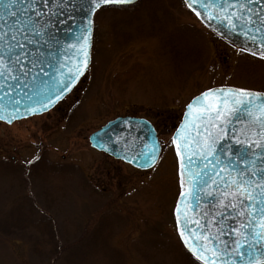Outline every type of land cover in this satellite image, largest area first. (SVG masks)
<instances>
[{
	"label": "rangeland",
	"instance_id": "rangeland-1",
	"mask_svg": "<svg viewBox=\"0 0 264 264\" xmlns=\"http://www.w3.org/2000/svg\"><path fill=\"white\" fill-rule=\"evenodd\" d=\"M217 86L264 91V58L214 34L181 0L98 10L90 65L74 89L41 115L0 122V202L11 201L0 204V227L10 225L0 229V264L52 263L54 239L35 221L40 211L20 204L25 192L57 225L54 247L64 251L56 264H198L175 231L170 136L189 100ZM125 115L158 131L161 154L148 170L88 143L92 131ZM17 219L36 243L17 233Z\"/></svg>",
	"mask_w": 264,
	"mask_h": 264
},
{
	"label": "snow or ice",
	"instance_id": "snow-or-ice-1",
	"mask_svg": "<svg viewBox=\"0 0 264 264\" xmlns=\"http://www.w3.org/2000/svg\"><path fill=\"white\" fill-rule=\"evenodd\" d=\"M20 2L23 4L24 0H20ZM51 2L54 6L57 4V0H51ZM88 2L89 7L86 12L95 13L97 10H102L105 5H130L135 0H88ZM13 3L15 0H9L4 8L10 9ZM42 3L48 12L52 11L51 8H48L49 0H42ZM183 3L197 18L201 16H206L208 20L215 18L213 15H207L211 9L208 4L203 3V0H183ZM253 3L264 7L262 0H246V3H235L233 0L231 4L225 0L224 5L220 8L225 13L223 19L232 28H236V21L245 22L241 15H237V10L252 12L248 5ZM37 4L38 0H29V3L21 11L25 14L30 11L34 13L35 17L40 18L42 12L37 11ZM197 4H200V7L204 9L203 12L197 10ZM229 9L232 11L230 16L227 15ZM16 14L12 11L7 12L9 16H16ZM253 16L259 20L261 25H264V15H261L260 12L247 16V24H255ZM60 23H64V21L61 20ZM91 23L92 21L89 19V26H86L81 37L77 38L78 56L82 58L75 61L66 77L60 74V79L56 81L55 92L43 96L35 102L40 110H46L69 92L87 68L88 47L92 32ZM28 31H32L38 36L41 34L32 26L30 20L27 24L21 22L20 27H17L10 36L8 32L0 35L4 49L3 52H0V77L3 78L0 80V85L7 89L3 93L4 96H8L13 88V84L8 81L20 80L23 83L22 77L29 74L31 69L26 68L25 62L31 67H40L36 58H30L32 54L26 45L32 44L33 41L25 35ZM256 33H260V28L256 29ZM243 35L248 37V31H245ZM18 36L21 39H18ZM250 39L257 42L260 49L258 52L253 51L252 54L264 58V39H258L255 34ZM72 46L70 45V47ZM36 52H39V49H36ZM64 67L65 65L61 64V68ZM17 68H19V73L14 74ZM40 71L43 75H47L43 71V67H40ZM20 86V83L15 85L16 88H20ZM24 87H28V85L24 84ZM15 103L18 104L19 100L17 99ZM186 108L184 121L171 141L176 146V155L181 161V191L175 209L177 231L185 246L198 260L202 261V264H224L223 257L229 254L243 259L240 249L244 245H247L249 249L256 245L264 247V95L243 88L207 89L200 96L194 97L192 102L186 105ZM3 110V106H0V119H7L8 122H11V119L16 118L14 115L5 118ZM34 110L29 109V111ZM15 111L18 112L19 108H16ZM241 111L248 118V128L243 130L233 128L232 135L229 137L228 125L232 121L238 120L237 114ZM228 139L240 146L241 151L236 154L238 161L245 163L247 159L252 165L246 171L222 164L220 156L216 155L217 146ZM158 150V148H154V152ZM154 152L148 153V158L137 166L146 168L155 165ZM122 159L127 163L133 162L126 157H122ZM185 159L186 163L183 162ZM213 159L215 160L214 165ZM229 159L231 158L229 157ZM28 163H32V161H28ZM196 167H200L201 171L194 173L192 169ZM209 170L215 173V177L208 175ZM201 173L207 179H202ZM217 180L219 185L223 186L222 189L218 187ZM214 191L218 192V196L215 197V204L212 207L229 210V215L226 216L223 211L219 210L212 214L200 212L199 205L203 197L196 193H203L204 196L211 197ZM189 198L196 201V207L192 210L207 219L203 222L201 219H189L187 211H185V224L191 226L188 228L189 235L186 237L185 231L180 230L181 217L179 213L181 200ZM217 216L220 218L219 220L216 219ZM228 221H232V224H228ZM213 228H216V234H213ZM229 235L232 236L231 241L221 239V237ZM256 251H260V248L257 247ZM248 264H264V261L254 260L249 261Z\"/></svg>",
	"mask_w": 264,
	"mask_h": 264
},
{
	"label": "water",
	"instance_id": "water-1",
	"mask_svg": "<svg viewBox=\"0 0 264 264\" xmlns=\"http://www.w3.org/2000/svg\"><path fill=\"white\" fill-rule=\"evenodd\" d=\"M136 1L137 0H135V2ZM8 2L9 0H0V35H2L4 32H8L10 36L17 27H20L21 22L27 24L31 20L32 26L35 27L36 31L40 32L41 34L38 36L32 31L26 32L25 35H27L28 38L33 41L32 44H28L26 46L29 52L32 54V57L30 58H36L37 63L40 64V67H43V71L47 73V75L45 76L43 75V73H41L40 67H31V65L25 62L26 68H30L31 70L26 77H22L23 83H21L20 80L14 82L8 81L9 83L13 84L12 91L8 96L3 95V93H5L7 89L3 85H0V106H3V115L5 118L13 115L16 117L14 119H11V122H8L7 119H0V121L10 124L15 120L27 118L29 116L41 114L50 110L71 92L80 78L85 74L88 66L79 76L71 90L65 93L60 100L56 101L55 104L48 107L46 110L39 109V106L35 102L37 100H40L43 96L51 95L53 92H55L57 88L56 81L60 79V74H63L66 77L69 69L73 68L75 61L78 58H82L78 56L77 38L81 37V34L84 31L85 27L89 26V19L92 21L90 26L93 30L94 13L86 12V9L89 7L88 0H57V4L55 6L52 4L51 0H49L48 8L52 9L51 12H48V9L44 7L42 0H38L37 11H41L42 16L40 18H37L35 17L34 13L30 11L26 14L21 11L25 7V5L29 3V0H24L23 4L20 2V0H15V3L12 4L10 9H5L4 5ZM203 3L208 4L211 9V11L207 13V15L215 16V18L211 20H208L206 16H201L200 18H198L209 29H211L224 39L228 40L229 42L249 51L258 52L260 50L257 42H253L250 37L255 34L258 36V39H264V25H261L259 20L255 16H253V19L256 21L255 24H247L246 19L247 16H252L253 13L256 12H260L261 15H264V7H262L260 4L253 3L251 5H248V7L252 9V12H247L246 10L244 12H241V10L238 9L237 15H241L242 19L245 22L242 23L241 21H236V28H232L228 24V22L223 19L225 13L220 10L221 6L224 5L225 0H203ZM228 3H233V0H228ZM235 3H246V0H235ZM262 4H264V0H262ZM196 8L199 11H204V9L200 7V4H197ZM8 11L16 12L17 14L16 16H9L7 15ZM231 14L232 11L231 9H229L227 15L230 16ZM61 20H63L64 23H60ZM257 28H260V33H256ZM245 31H248V37H245L243 35ZM17 38L21 39L19 36ZM91 40L92 32L88 47V65L90 63ZM22 42L24 41L22 40ZM70 45L73 46L70 47ZM36 49H39V52H36ZM3 50V42L0 41V52H3ZM61 64H64L65 67L61 68ZM18 73L19 68L15 70L14 74ZM2 79L3 78L0 77V80ZM17 83L21 84L20 88L15 87ZM24 84H27L28 87H24ZM220 88L236 87L218 86L209 89ZM254 92L264 95V92ZM201 93L194 97L200 96ZM28 97L32 98L29 99ZM193 98L188 102V104L192 102ZM17 99L19 100L18 104L15 103ZM16 108H19L18 112L15 111ZM30 108L35 110L29 111ZM186 111L187 108L185 106L180 122L171 135V141L173 136L177 132V129L184 121ZM237 116L238 120H234L228 125L229 137H231L232 135L233 128L237 130L248 128L247 116L242 111L239 112ZM88 141L90 143V146L99 151L105 152L113 158L125 162L122 157H126L128 160L133 161L132 163L128 164L141 170L149 169L152 167L141 168L137 166L138 164H142L144 160L148 158L147 154L154 152V148H158L159 150L157 152H154L157 162L161 150L160 142L153 125L144 118L133 116H119L107 121L104 125H102L100 128L89 135ZM172 146L177 160V175L179 186V193L177 195L173 209V216L177 230V213L175 212V209L178 199H180L181 161L177 158L176 146L173 144ZM105 149H107V151H105ZM240 151V146L234 144L230 139H228L222 141L221 144L217 146L216 155L220 156L222 164L230 165L237 170L246 171L247 168L251 167L252 165L248 162L247 159L245 163H240L238 161L236 154ZM229 157L231 159H229ZM133 158H135V160H133ZM183 162L186 163V159ZM214 164L215 160L213 159V165ZM218 170L219 169L217 168V171ZM192 171L194 173L200 172L201 169L200 167H196L193 168ZM208 175L215 177V173L211 170L208 171ZM201 178L207 179V177L204 176L203 173H201ZM217 185L222 189L223 186L219 185L218 180ZM196 195L203 197L199 205L201 213L208 212L209 214H212L215 211L219 210L223 211L224 215L226 216L230 214L229 210L212 207V205L215 204V197L218 196V192L214 191V194L211 197L204 196L203 193H196ZM195 207V199L189 198L181 200V211L179 213L181 217L180 230L185 231L186 237L189 235L188 228H190L191 226H186L185 224V211H187L189 219H201L202 222L207 219V217H203L199 213L194 212L192 209H194ZM216 219L219 220L220 218L217 216ZM228 224H232V221H228ZM193 231H196V229H193ZM212 232L213 234H216V228H213ZM177 234L180 238V234L178 231ZM221 239L231 241L232 236H223L221 237ZM180 241L184 248L193 257H195L189 250V248L185 246L184 241L181 238ZM257 247L260 248V251H256ZM240 251L243 253V259H241L239 256L229 254L228 256L223 257L224 264H233V262H235V264H248L249 261L254 260L264 261V247H261L260 245H256L252 249H249L247 245H244L240 249Z\"/></svg>",
	"mask_w": 264,
	"mask_h": 264
},
{
	"label": "trees",
	"instance_id": "trees-1",
	"mask_svg": "<svg viewBox=\"0 0 264 264\" xmlns=\"http://www.w3.org/2000/svg\"><path fill=\"white\" fill-rule=\"evenodd\" d=\"M36 164V163H35ZM34 164V165H35ZM28 170H26V175H28L29 174V172H30V169L29 168H27ZM31 171L33 172V169H31ZM35 172V171H34ZM24 179H25V181L27 182V186H26V188H27V191H28V188H29V183H30V178H28V177H24ZM23 181L21 182V186H23ZM23 189H25L24 187H22V190ZM26 191V190H25ZM9 194L10 193H7L6 194V192H5V196L4 197H9ZM25 195H23L22 197H21V199H20V204H22L23 206H25V204H27L26 206H25V208L26 209H28L27 210V212H29V213H31V212H36V211H40L39 212V217H38V219H35V221L37 222V223H39L41 226H42V228L43 229H47L48 230V235L52 238V239H54V244H53V250L50 252V253H52L53 255L50 257V254H49V256H48V259H49V261H51L52 263L51 264H56V259L58 260L59 259V257H61L62 255H61V251L63 252L64 250L62 249L63 247H60V245H59V247L58 248H56V247H54V246H57L56 244L58 243L57 241H56V239L54 238V233L55 234H57V225L54 223V221H53V217H51V216H46V215H43V210L42 209H38V204L36 203V201L34 200V198H33V195L30 193V192H25L24 193ZM6 199H8V198H6ZM10 200H5L4 202H0V204H6V203H8ZM10 203H11V201H10ZM40 208V207H39ZM34 214H36V213H34ZM38 215V214H37ZM43 222V223H42ZM15 223H16V225H18L17 226V228H18V232L17 233H19L21 236H27L28 237V239H27V242L29 243V245L30 244H33V243H36L35 241H33V242H31L30 241V239L32 238V237H29L30 236V232H29V235H28V233L26 232V231H28V227L29 226H27V225H24L20 220H16L15 221ZM9 227H10V225L8 226V225H6V224H2L1 223V227H0V229L1 230H5V231H8L9 230ZM9 232H11V231H9ZM57 242V243H56ZM64 246V245H63ZM31 248L34 250V245H31ZM51 248V247H50ZM51 248V249H52ZM37 250L38 249H35V251H36V253L38 254V252H37ZM63 254V253H62ZM61 255V256H60ZM47 259V260H48ZM58 264V263H57Z\"/></svg>",
	"mask_w": 264,
	"mask_h": 264
},
{
	"label": "flooded vegetation",
	"instance_id": "flooded-vegetation-1",
	"mask_svg": "<svg viewBox=\"0 0 264 264\" xmlns=\"http://www.w3.org/2000/svg\"><path fill=\"white\" fill-rule=\"evenodd\" d=\"M243 50V49H242ZM243 52H246V53H250V52H248V51H246V50H243ZM252 54V53H251ZM258 56V55H257ZM259 90V89H258Z\"/></svg>",
	"mask_w": 264,
	"mask_h": 264
}]
</instances>
